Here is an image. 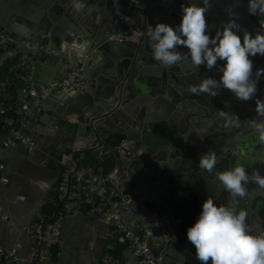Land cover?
Returning <instances> with one entry per match:
<instances>
[{"label":"water","instance_id":"1","mask_svg":"<svg viewBox=\"0 0 264 264\" xmlns=\"http://www.w3.org/2000/svg\"><path fill=\"white\" fill-rule=\"evenodd\" d=\"M190 2L0 0V27L9 38L47 40L46 59L29 51L35 55L32 80L36 86L62 79L67 69L62 51L65 45L73 46L79 60L88 62L83 93L58 87L39 101L38 128L60 138L59 142L67 138V143L59 145L56 159L78 141L96 156L109 151L104 156L114 162L112 181L130 202L128 216L156 211L168 217L173 237L162 248L166 264H201L186 238V228L195 221L207 196L218 205L231 200L216 174L237 164L245 168L249 179L244 196L237 198L236 210L246 212L250 234L264 232V188L253 179L257 172L264 176V143L248 126V119H264L254 111L255 97L264 98V75L257 82L254 98L248 100L237 99L223 87L215 96L192 93L188 87L202 77L219 79L217 66L206 69L201 64L196 68L182 61L165 68L151 56L147 26L158 21L178 24L181 5ZM77 3L82 5L79 10ZM230 11L239 14L237 22L243 29L258 30L259 24L247 12L246 0H208L205 19L211 34L230 18ZM119 14L129 15L140 26L137 42L112 38L125 29ZM178 50L181 54L187 51L183 46ZM4 58L0 55V64ZM250 58L255 78V70L264 67V56ZM51 59L59 60L60 69L43 79L36 69ZM221 64L218 60L217 65ZM221 110L228 114L231 125L226 126L225 118L218 115ZM117 135L123 137L112 145ZM96 142L100 148H95ZM204 152H214L217 157L210 172L198 167Z\"/></svg>","mask_w":264,"mask_h":264},{"label":"built area","instance_id":"2","mask_svg":"<svg viewBox=\"0 0 264 264\" xmlns=\"http://www.w3.org/2000/svg\"><path fill=\"white\" fill-rule=\"evenodd\" d=\"M119 15L125 29L112 38L137 42L141 34L140 26L129 15ZM16 48L21 51L16 53ZM45 49L46 45L41 42L12 40L0 28V55L6 56L0 64L1 66L6 62L4 73L0 76V94H8L11 88L15 92L6 102L0 99V132L6 133L0 140V158L20 144L29 149L36 146V142L24 130L37 118L38 104L42 98L58 87L76 94H81L86 89L85 75L89 64L86 60H79L71 45H65L62 49L67 62L62 79L48 86H36L32 80L35 55L29 51L37 53ZM80 146L87 148L83 144ZM74 147L71 148L74 150ZM100 147L101 144L96 142L95 148ZM72 154L63 158L61 155L57 159L61 171L54 213L47 219L40 218L23 227L29 239L26 251H19L21 243L18 240L14 241L12 248H8L0 239V264H38L51 259L54 248L61 246L63 220L80 211L83 205L86 206L88 216L104 221L120 235L137 264H163L162 248L173 236L168 217L156 211L128 216L130 202L120 194L117 184L113 182L114 171L111 170L103 178L98 177L94 166L75 164ZM4 168L0 159V171ZM7 181L8 177L0 173V183ZM18 199L24 200L25 195H18ZM0 217L9 218L1 205ZM93 264H130V261L104 252Z\"/></svg>","mask_w":264,"mask_h":264},{"label":"clouds","instance_id":"3","mask_svg":"<svg viewBox=\"0 0 264 264\" xmlns=\"http://www.w3.org/2000/svg\"><path fill=\"white\" fill-rule=\"evenodd\" d=\"M208 0H191L180 7V21L169 25L165 22L149 24L145 30L152 59L161 66L170 68L179 62H190L198 68L217 66L219 79L204 76L196 85L189 86L192 93L217 95L218 88H226L240 100L254 98L257 82L264 75V67L255 70L250 57L264 56V19L253 32L243 29L237 22L239 14L229 13L230 18L221 23L211 34L207 29L205 13ZM80 3L75 4L79 10ZM250 15L264 17V0H246ZM178 46L187 49L184 54ZM222 60L223 64L217 65ZM256 116L264 117V98L255 97ZM219 116L225 118V125L232 124L228 114L221 110ZM248 126L264 143V119H248ZM217 163L214 152H204L198 159V167L212 171ZM220 186L229 193L228 203L217 204L209 195L201 203L195 221L186 228V238L194 246L195 258L201 264H264V232L250 234L245 222L246 212L236 210L237 198L245 194L248 175L241 164L218 171L216 174ZM255 183L264 188V176L254 174Z\"/></svg>","mask_w":264,"mask_h":264},{"label":"crops","instance_id":"4","mask_svg":"<svg viewBox=\"0 0 264 264\" xmlns=\"http://www.w3.org/2000/svg\"><path fill=\"white\" fill-rule=\"evenodd\" d=\"M39 42L47 46L45 38ZM45 50L37 52V55L46 59ZM74 53L78 55L77 51ZM59 65L58 59H51L50 63L48 61L47 64L39 65L36 73L41 74L43 79H47L58 72ZM3 73L4 67L0 76ZM11 94H15L13 88L8 94H0V99L6 102ZM38 122V119H35L24 130L36 142L37 147L29 149L20 144L16 148L8 150L0 158L5 166L0 173L8 177L6 183H0V205L3 211L9 215L8 219L0 217V239L1 243L8 248L13 247L15 240L20 241L21 248L19 251L22 252L26 251L29 246V239L23 227L29 226L33 221H38L40 218L47 219L55 211L54 203L58 197L57 184L60 179L61 166L54 155L58 153L59 145L67 143V138L59 142L60 138H54L55 135L47 134V130L46 132L42 131L38 128ZM5 135L4 131L0 132V140ZM112 136L110 135L109 139ZM119 136L123 137L117 135V138ZM75 143L77 144H75L74 150L73 148H66L62 153V158L75 152L81 153V155L86 153L90 158H85L84 164L92 166L95 165L96 161L101 162L106 158L104 156L105 151L100 156H96L93 150L80 146L78 144L80 141ZM96 172L97 176L101 178L106 175L102 173L101 167H98ZM106 182L111 185L108 181ZM21 194L25 195L24 200L18 199V195ZM141 211L145 210L141 209ZM60 239L61 246L54 248L53 257L38 264H93L104 252L126 258L130 264H137L126 249V243L122 241L120 235L114 232L104 221L88 216L85 205L80 211L63 220Z\"/></svg>","mask_w":264,"mask_h":264},{"label":"trees","instance_id":"5","mask_svg":"<svg viewBox=\"0 0 264 264\" xmlns=\"http://www.w3.org/2000/svg\"><path fill=\"white\" fill-rule=\"evenodd\" d=\"M251 17L259 23V21L261 19H264V17H259V16H255V15H251ZM6 63V62H5ZM5 63L3 65H1L0 67V73L1 71L3 70V67L5 66ZM121 139V136H119L117 138V140L115 141H111V144L112 145H116ZM83 152V151H82ZM88 156V157H87ZM85 158L89 159V155L86 154V153H83L81 155V153H78V152H75L72 154V159L74 161L75 164L79 165V164H84L85 163ZM113 161H112V158L111 157H106L103 161L101 162H95V165H94V168H98V167H101L102 168V173L103 174H107L109 173V171H111L112 167H113Z\"/></svg>","mask_w":264,"mask_h":264}]
</instances>
